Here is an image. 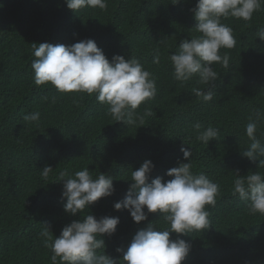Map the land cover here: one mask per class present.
I'll use <instances>...</instances> for the list:
<instances>
[{
    "label": "trees",
    "instance_id": "trees-1",
    "mask_svg": "<svg viewBox=\"0 0 264 264\" xmlns=\"http://www.w3.org/2000/svg\"><path fill=\"white\" fill-rule=\"evenodd\" d=\"M107 3L106 10L74 12L65 0H0V264H51L53 253L41 231L48 226L54 240L86 214L97 220L119 217L115 234L102 236L105 249L98 251L122 264L117 249L126 250L138 230L149 223L168 225L159 212L136 223L128 210H115L114 203L126 197L131 172L146 160L154 165L149 183L156 177L172 179L167 172L188 162L181 147L191 148L195 174L220 185L215 206L207 207L209 228L170 235L191 244L181 264H264V215L250 214L247 202L233 195L237 170L242 176L264 173V168L257 169L258 161L242 156L250 143L248 117L256 109L264 112V40L256 37L264 27V6L251 21L222 20L237 43L220 50L231 54V64L224 79L217 76L214 82L216 100L204 102L192 89L207 91L209 86L197 76L183 83L175 80L169 58L182 40L200 35L192 11L197 0ZM85 39L94 40L110 62L114 55L134 56L153 74L157 95L136 110L143 124L115 121L95 95L61 93L51 84L34 83L32 43L70 46ZM157 53L159 64L153 63ZM214 70L218 73L219 64ZM146 110L152 114L145 115ZM34 111L41 114L38 127L23 120ZM197 122L200 131L218 129L216 140L208 145L197 140ZM257 136L264 142V121ZM45 166L53 168L46 179ZM85 167L93 178L111 176L115 192L73 216L64 210L60 173L71 176Z\"/></svg>",
    "mask_w": 264,
    "mask_h": 264
},
{
    "label": "clouds",
    "instance_id": "clouds-1",
    "mask_svg": "<svg viewBox=\"0 0 264 264\" xmlns=\"http://www.w3.org/2000/svg\"><path fill=\"white\" fill-rule=\"evenodd\" d=\"M179 2L174 0V4ZM65 3L74 12L84 8L106 10L108 7L107 0H65ZM262 6L264 0H197L192 11L197 21L194 29L200 35L182 40L178 50L170 55L174 79L183 83L197 76L199 83L209 87L207 91L193 88L195 96L204 102L216 100L217 89H212L214 82L217 76L224 79L231 64V54L225 52L222 55L220 50L232 49L237 43L233 29L222 20L233 17L251 21L253 14ZM256 37L264 40V27L257 30ZM32 46L36 59L31 67L37 86L51 84L61 93L95 95L99 103L107 105L108 114L115 121H122L127 126L137 121L143 124V116L136 110L142 103L154 99L158 89L153 74L136 57L125 59L114 55L110 62L92 39L70 46L47 42L32 43ZM159 62L157 53L153 63ZM215 64H219L218 73L214 70ZM51 100L55 103L57 97L53 96ZM144 114L152 113L146 110ZM40 116L39 111H34L24 115L23 120L38 127ZM261 121H264V112L259 109L248 117L245 132L250 143L242 152L243 157L258 161L257 169L264 168V142L257 136ZM193 128L198 133L196 139L206 145L218 137V129L211 126L200 131L202 125L197 122ZM181 152L188 162L180 163L167 172L172 179L165 182L156 177L149 183L154 165L146 160L131 172L132 183L126 197L114 203L115 210H128L136 223L145 221L149 213L159 212L160 219L168 225L158 228L156 224L149 223L138 230L126 250L117 249L123 254L122 264H181L189 254L191 244L180 238L170 239L171 233L200 232L211 225L207 207L215 206L220 185L207 175L192 171L191 148L181 147ZM52 171L51 166H45L43 177L46 179ZM235 174L233 195L247 202L250 214L264 215V173L255 171L242 176L237 170ZM60 177L63 181L62 198L66 199L64 210L73 216L115 192L111 176L101 173L93 178L88 167L71 176L61 172ZM119 222V217L97 220L92 214H86L65 226L54 240L48 226L40 235L53 253L51 264H58V261L60 264H121V260L117 262L105 251H98L105 249V241L101 237L115 234Z\"/></svg>",
    "mask_w": 264,
    "mask_h": 264
}]
</instances>
